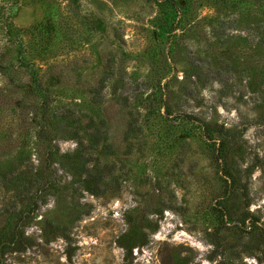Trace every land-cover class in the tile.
<instances>
[{
    "label": "rangeland",
    "instance_id": "obj_1",
    "mask_svg": "<svg viewBox=\"0 0 264 264\" xmlns=\"http://www.w3.org/2000/svg\"><path fill=\"white\" fill-rule=\"evenodd\" d=\"M176 261L264 264V0H0V264Z\"/></svg>",
    "mask_w": 264,
    "mask_h": 264
},
{
    "label": "trees",
    "instance_id": "obj_2",
    "mask_svg": "<svg viewBox=\"0 0 264 264\" xmlns=\"http://www.w3.org/2000/svg\"><path fill=\"white\" fill-rule=\"evenodd\" d=\"M71 164H72V166H75V167L77 166L78 168L83 167V163L81 162L79 156L77 158L73 159ZM100 180H101V172L100 171H97V172L92 174L88 170H86V176L83 179V183L89 191L95 193L99 190V186H98L97 182ZM175 263L178 264V261H176Z\"/></svg>",
    "mask_w": 264,
    "mask_h": 264
}]
</instances>
